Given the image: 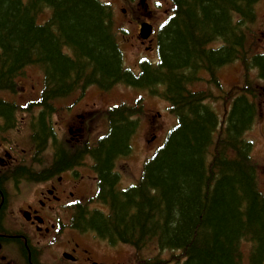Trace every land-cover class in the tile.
Wrapping results in <instances>:
<instances>
[{
    "label": "trees",
    "instance_id": "trees-1",
    "mask_svg": "<svg viewBox=\"0 0 264 264\" xmlns=\"http://www.w3.org/2000/svg\"><path fill=\"white\" fill-rule=\"evenodd\" d=\"M260 1L170 0L168 19L157 34V59L140 60L136 73L124 66L122 32L115 29L111 5L101 0H0V91L14 93L17 78L27 67H37L44 78L42 105L90 86L109 92L122 84L163 99L176 119L129 188H119L114 165L132 150L139 125L133 108H111L108 131L94 146L54 147L57 168L80 164L86 153L94 161L97 201L106 211H82V230L137 249L153 242L158 250L173 252L177 263L183 258L182 264H264V193L252 144L244 140L254 122L247 99L259 94L250 72L264 81L262 46L255 51ZM45 11L49 18L39 22ZM237 63L245 84L234 98L230 93L222 102L223 91L216 96L197 89L205 80L221 87L218 71ZM228 100L222 121L212 104L227 106ZM50 110L40 114L34 127L40 151L54 140L46 118ZM0 114L14 121V108L3 100Z\"/></svg>",
    "mask_w": 264,
    "mask_h": 264
},
{
    "label": "rangeland",
    "instance_id": "rangeland-1",
    "mask_svg": "<svg viewBox=\"0 0 264 264\" xmlns=\"http://www.w3.org/2000/svg\"><path fill=\"white\" fill-rule=\"evenodd\" d=\"M104 3H112V7L115 11V29L121 30L120 35L121 48L124 54L125 65L129 68H136L137 61L141 58L155 59L156 54V30L159 28L161 22L166 18L171 9L170 0H151L149 1L150 11L153 13V18L149 21L154 26L153 44L150 47L153 50L146 49L149 46L145 43V46L141 45L138 37L139 24L137 21H143L147 19L145 11L139 7L138 2H134L133 5L123 3L122 0H102ZM122 9L126 10V13H122ZM257 11V24L255 31L258 35L257 44L258 47L255 51L264 52V0L260 1L256 6ZM49 11H45L44 14L38 17L39 22H44L49 18ZM138 19V20H136ZM135 21V22H131ZM127 30V33H123V30ZM243 67L240 64H234L227 68H222L218 71L219 81L221 87L215 84H210L206 80L196 85L197 89L210 90L214 95L219 96L223 90L225 93L224 101H227L226 95L228 92L234 90L239 93L240 88L243 85L244 77ZM207 78V75L205 76ZM251 84L258 85L259 90V106L264 110V81L258 80L257 74L251 71L249 74ZM17 82L20 86H24L26 91L33 93L39 92L42 85V74L37 67H27L23 74L17 78ZM258 88V87H257ZM1 93V92H0ZM27 95H29L26 92ZM82 92L78 91L76 96H73L67 100H62L55 105V111L53 113V126L57 131V136L70 137L71 141L80 140L83 138L88 139L91 143L97 142L108 131L107 114L108 111L116 106H121L122 103H129L134 105L139 100L143 105V114L139 117V125L132 135L131 144L132 150L126 157H121L115 162V170L121 176V185L129 186L136 183L142 176L145 164L158 151L164 144L165 138L168 133L176 125L175 117L168 111V104L164 100L157 97H152L145 90L127 87L119 84L114 86L110 92H104L97 88H89L84 93L82 98ZM81 97L79 98V96ZM5 97L8 95H4ZM78 96V97H77ZM32 98V97H31ZM17 99V98H16ZM21 102L20 99H17ZM52 102V103H53ZM227 106L224 103L214 102L212 106L223 118L222 115ZM35 111H31L30 114L24 115L22 112L19 114V118L22 121L34 119ZM24 125L21 124V127ZM74 129L75 133H71L70 130ZM264 113L261 111V117L256 119V122L251 126L250 131L244 137V140L252 143L254 163L257 166V174L259 187L264 193ZM10 139L15 141L17 148L22 150L29 148L30 138L23 129L11 133ZM89 164L84 168L89 182L94 184L93 177L94 172L91 170ZM120 188V187H119ZM150 253L154 259L166 261L169 264H181L183 258L176 260L172 258L174 255L171 251H160L154 247H149ZM146 250V249H145ZM144 252L141 253V256ZM179 255V253H175Z\"/></svg>",
    "mask_w": 264,
    "mask_h": 264
},
{
    "label": "flooded vegetation",
    "instance_id": "flooded-vegetation-1",
    "mask_svg": "<svg viewBox=\"0 0 264 264\" xmlns=\"http://www.w3.org/2000/svg\"><path fill=\"white\" fill-rule=\"evenodd\" d=\"M14 125L0 114V264H143L138 249L112 244L79 226L97 192L98 175L92 184L83 173L89 161L95 173L90 155L80 164L57 168L58 154L52 152L34 170L32 153L10 139Z\"/></svg>",
    "mask_w": 264,
    "mask_h": 264
},
{
    "label": "bare ground",
    "instance_id": "bare-ground-1",
    "mask_svg": "<svg viewBox=\"0 0 264 264\" xmlns=\"http://www.w3.org/2000/svg\"><path fill=\"white\" fill-rule=\"evenodd\" d=\"M19 84V83H18ZM19 88L24 91L27 92L29 94L30 100L34 103H40L43 102L44 99L42 98L43 93L42 91L39 92H35L36 94L33 93V96L31 95L30 92L26 91V88L24 86H20ZM143 90V89H142ZM260 90V87H259ZM32 97V98H31ZM259 94L255 96L254 95H250V97L247 99L248 104L254 109L253 113H254V119L255 118H259L261 117V109L259 106ZM140 101L138 100L136 104L134 105H130L129 103H122L121 106L123 107H127V108H133V110H135L136 114L134 116H132V118H138L139 116H141V114L143 113V105L141 103H139ZM263 137H264V132H263ZM251 155L253 157V150L251 152ZM254 159V158H253ZM121 179V176H120ZM149 247H154L158 250V246L155 243H150L149 245L146 246V250L144 251V253L142 254V259H143V264H150V262L152 260H154V255L152 256L150 253V248Z\"/></svg>",
    "mask_w": 264,
    "mask_h": 264
},
{
    "label": "water",
    "instance_id": "water-1",
    "mask_svg": "<svg viewBox=\"0 0 264 264\" xmlns=\"http://www.w3.org/2000/svg\"><path fill=\"white\" fill-rule=\"evenodd\" d=\"M142 32H143V35H142V36H143L144 38H146V36L144 35V32H145V29H144V28H143Z\"/></svg>",
    "mask_w": 264,
    "mask_h": 264
}]
</instances>
